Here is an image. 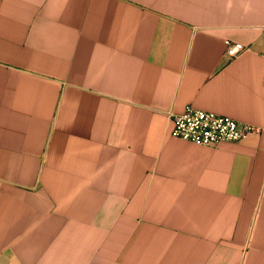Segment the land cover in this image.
<instances>
[{
  "label": "crops",
  "instance_id": "1",
  "mask_svg": "<svg viewBox=\"0 0 264 264\" xmlns=\"http://www.w3.org/2000/svg\"><path fill=\"white\" fill-rule=\"evenodd\" d=\"M0 264H264V0H0Z\"/></svg>",
  "mask_w": 264,
  "mask_h": 264
},
{
  "label": "built area",
  "instance_id": "2",
  "mask_svg": "<svg viewBox=\"0 0 264 264\" xmlns=\"http://www.w3.org/2000/svg\"><path fill=\"white\" fill-rule=\"evenodd\" d=\"M241 42L226 41V56L236 57L245 50ZM173 120L172 134L189 142L216 146L222 142H233L247 133L262 128L248 122L239 121L229 115L188 104L183 112H168Z\"/></svg>",
  "mask_w": 264,
  "mask_h": 264
}]
</instances>
